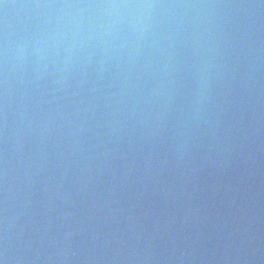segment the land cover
<instances>
[{"label": "water", "instance_id": "1", "mask_svg": "<svg viewBox=\"0 0 264 264\" xmlns=\"http://www.w3.org/2000/svg\"><path fill=\"white\" fill-rule=\"evenodd\" d=\"M3 264H264V0H0Z\"/></svg>", "mask_w": 264, "mask_h": 264}, {"label": "snow or ice", "instance_id": "2", "mask_svg": "<svg viewBox=\"0 0 264 264\" xmlns=\"http://www.w3.org/2000/svg\"><path fill=\"white\" fill-rule=\"evenodd\" d=\"M0 264H3V261H0Z\"/></svg>", "mask_w": 264, "mask_h": 264}]
</instances>
